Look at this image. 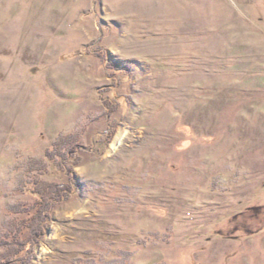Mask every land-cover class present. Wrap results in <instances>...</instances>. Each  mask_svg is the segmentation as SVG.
<instances>
[{
	"label": "rangeland",
	"instance_id": "obj_1",
	"mask_svg": "<svg viewBox=\"0 0 264 264\" xmlns=\"http://www.w3.org/2000/svg\"><path fill=\"white\" fill-rule=\"evenodd\" d=\"M71 176L28 264H264V0H0V261Z\"/></svg>",
	"mask_w": 264,
	"mask_h": 264
},
{
	"label": "trees",
	"instance_id": "obj_2",
	"mask_svg": "<svg viewBox=\"0 0 264 264\" xmlns=\"http://www.w3.org/2000/svg\"><path fill=\"white\" fill-rule=\"evenodd\" d=\"M107 102L108 106L114 110L113 100L108 99ZM71 141L70 137L59 138L53 144V151H48L47 156L50 159H53V156L54 158L62 157L63 154L58 155V153H62L64 151L62 148L65 147V143L70 144ZM75 149L74 144L71 145L68 153L70 154ZM78 187V182L72 176L65 182L45 181L34 185L30 191L36 197L35 201L29 208L25 209V216L19 219L18 226L15 227V232L13 234H11L12 231L8 232L6 236H2L1 238L4 241L3 244L9 242L11 246V248L7 249L10 251L9 256H16L17 259L18 257H22L20 264H28V261L33 257L35 248L45 237L50 218L56 207L71 197L77 191ZM16 246L17 248H15ZM5 259L2 258L4 261H0V264H9L8 261L5 262Z\"/></svg>",
	"mask_w": 264,
	"mask_h": 264
},
{
	"label": "bare ground",
	"instance_id": "obj_3",
	"mask_svg": "<svg viewBox=\"0 0 264 264\" xmlns=\"http://www.w3.org/2000/svg\"><path fill=\"white\" fill-rule=\"evenodd\" d=\"M118 135H119V134H118ZM115 143H116V142H115ZM115 143H114V144H115Z\"/></svg>",
	"mask_w": 264,
	"mask_h": 264
}]
</instances>
